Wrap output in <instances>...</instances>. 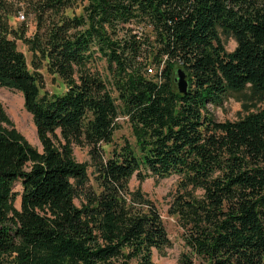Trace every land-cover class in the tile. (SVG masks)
<instances>
[{"label": "trees", "instance_id": "16d2710c", "mask_svg": "<svg viewBox=\"0 0 264 264\" xmlns=\"http://www.w3.org/2000/svg\"><path fill=\"white\" fill-rule=\"evenodd\" d=\"M28 5L31 37L11 28L13 5L0 0V88L23 94L43 150L0 125V264H157L154 249L172 242L156 204L130 188L134 175L180 176L170 208L190 249L180 264H264V105L235 121L209 111L247 88L264 100V0ZM220 30L236 39L233 51ZM98 60L108 77L88 68ZM44 62L62 93H42ZM120 116L135 145L107 155ZM74 145L89 147L95 184Z\"/></svg>", "mask_w": 264, "mask_h": 264}, {"label": "rangeland", "instance_id": "374dc122", "mask_svg": "<svg viewBox=\"0 0 264 264\" xmlns=\"http://www.w3.org/2000/svg\"><path fill=\"white\" fill-rule=\"evenodd\" d=\"M13 5L14 11L9 15V25L12 29L21 32L26 30V36L31 37L36 30V16L32 8L28 5L30 0H8ZM68 14H80L82 5L69 9ZM221 38L227 51H233L237 47V41L233 35L224 34L220 30ZM10 38H14L13 35ZM18 49L26 55L29 67L34 70L32 61L34 59L33 52L23 39L16 40ZM88 68L93 72H99L103 77H108L109 72L106 68L104 60H98L94 65ZM43 76L42 93L48 91L50 93H62L66 89V83L58 75H53L48 71L46 62L38 69ZM264 105V100L260 94L254 93L250 88L243 92L233 93L222 105H209V111L217 121H235L245 117L250 112L256 111ZM120 128L116 130L113 141L104 144L107 155L114 148L123 146L126 142L135 145V137L128 118L120 116L118 118ZM0 125L5 126L11 131L20 134L24 141L39 151L43 150V145L38 137L37 129L33 120V116L28 112L24 105L23 94L18 90L6 87L0 88ZM73 155L78 162L88 164V172L90 175V183H94V166L88 146L74 145ZM180 176L172 175L167 178L148 177L140 182L136 175L129 182L131 189L141 190L148 198H150L159 209L164 224L167 228L172 245L159 251L154 249L153 259L157 264H180V258L183 253L189 252L183 238V228L179 224L178 218L170 213L174 195L177 192V185ZM17 192L15 206L21 207L22 186L19 182L15 185ZM197 196H202L201 190L195 191ZM76 203L80 205V200L76 199ZM196 264H202L200 260L194 259Z\"/></svg>", "mask_w": 264, "mask_h": 264}, {"label": "water", "instance_id": "95a60500", "mask_svg": "<svg viewBox=\"0 0 264 264\" xmlns=\"http://www.w3.org/2000/svg\"><path fill=\"white\" fill-rule=\"evenodd\" d=\"M178 89L181 93H186L188 91V80L186 73L183 69H179L178 71Z\"/></svg>", "mask_w": 264, "mask_h": 264}]
</instances>
